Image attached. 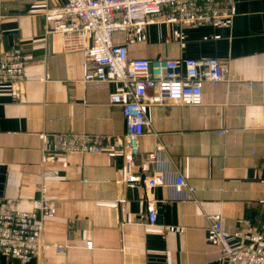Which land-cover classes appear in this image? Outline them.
<instances>
[{
  "label": "crops",
  "instance_id": "crops-1",
  "mask_svg": "<svg viewBox=\"0 0 264 264\" xmlns=\"http://www.w3.org/2000/svg\"><path fill=\"white\" fill-rule=\"evenodd\" d=\"M65 1L0 0L2 45H23L28 75L18 95L0 88V205L31 210L43 185L56 206L44 219L39 254L22 263L0 252V264H229L210 239V216L239 228L242 245L264 227V0H233L230 17L202 27L148 24L129 45L130 58L217 57L226 68L224 81L204 83L198 105L155 102L158 89H148L150 125L133 181L121 147L45 156L43 133L126 131L122 108L110 98L116 84L86 81L84 51L63 50L60 35L46 31V9ZM49 169L59 176L45 175ZM156 173L165 182L148 187ZM179 176L187 183L181 188Z\"/></svg>",
  "mask_w": 264,
  "mask_h": 264
},
{
  "label": "built area",
  "instance_id": "built-area-1",
  "mask_svg": "<svg viewBox=\"0 0 264 264\" xmlns=\"http://www.w3.org/2000/svg\"><path fill=\"white\" fill-rule=\"evenodd\" d=\"M233 0H66L45 11L47 33H58L65 51H84L85 80L96 86L114 82L111 102L122 108L126 120L123 137L101 136L88 133H43V149L47 159L56 152L100 153L106 145L127 150V180L140 152L139 140L150 125L145 114V97L149 88L158 89L155 102H173L198 105L202 101L204 83L219 84L225 80V62L217 57L179 59L146 57L130 58L129 45L148 24L169 22L179 27H202L214 20L232 15ZM114 33H126L124 42H116ZM4 33L0 19V88H8L18 95L21 85L28 79L27 57L23 45L10 49L2 45ZM47 74L44 78H47ZM43 77V76H42ZM51 177L59 176L55 169L44 170ZM162 173L146 179L148 187L163 184ZM187 185L179 176L177 187ZM191 189V187H190ZM31 210L17 209L14 203L0 205V252L15 257L22 263L39 254L44 244V219L56 215L54 202L38 186ZM148 218L157 219L155 202L147 197ZM210 239L220 244L222 260L229 264H264V227L251 233L249 243L241 244L245 237L238 228L226 227L219 214L210 216ZM237 241V242H233ZM240 242V243H239ZM91 246L92 241H87Z\"/></svg>",
  "mask_w": 264,
  "mask_h": 264
},
{
  "label": "rangeland",
  "instance_id": "rangeland-1",
  "mask_svg": "<svg viewBox=\"0 0 264 264\" xmlns=\"http://www.w3.org/2000/svg\"><path fill=\"white\" fill-rule=\"evenodd\" d=\"M116 33H114V36H115Z\"/></svg>",
  "mask_w": 264,
  "mask_h": 264
}]
</instances>
